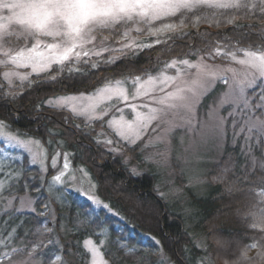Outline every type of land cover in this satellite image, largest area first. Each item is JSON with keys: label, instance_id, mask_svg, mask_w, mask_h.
I'll return each mask as SVG.
<instances>
[{"label": "trees", "instance_id": "16d2710c", "mask_svg": "<svg viewBox=\"0 0 264 264\" xmlns=\"http://www.w3.org/2000/svg\"><path fill=\"white\" fill-rule=\"evenodd\" d=\"M259 3L251 2L247 9L223 16L209 10L191 13L183 20L186 35L180 30L168 33L160 38L166 42L160 44L151 39L148 43L155 45L138 50L135 56L108 52L88 63V58L66 63L59 72L61 66L56 65L49 73L17 81L13 86L0 73V122L21 136L41 141L50 157L68 154L73 166L91 177L98 197L109 206L98 209L75 192L52 188L54 171L43 181L42 172L30 168L25 158L26 167L17 170L21 178L7 186L4 195L29 193L36 201L37 212L0 210V264H12L33 254L41 264H90L85 247L89 239L102 246L109 264H212L213 239L221 246L216 249L218 257L234 259L231 262L224 257L227 263L255 261L257 252L264 250V233L252 227L250 213L264 209V132L257 129L250 136L242 133L237 137L245 119L236 123L230 117L225 147L215 153L217 158L203 164L206 182L189 186L188 173L180 171L176 182L184 194L173 198L164 187L168 178L147 162L144 143H123L111 129L108 117L91 120L47 102L59 96L95 93L117 81L130 87L136 76L146 79L156 75L174 59L207 57L217 45L222 51L230 43L242 50L264 52V12ZM233 16L234 21L227 23ZM120 36L122 31L116 38ZM111 43L116 44L114 40ZM196 50L198 54H192ZM112 56L117 57L116 62L105 63ZM238 56H243V51L237 52ZM209 60L230 59L216 56ZM261 81L247 95L253 116L264 120V104L257 102L264 93ZM223 90L221 84L217 85L202 107L207 110ZM106 107L111 108L113 116L115 103ZM107 141H111V147ZM51 203L55 219L50 225L45 211ZM253 248L256 254L242 260L244 250Z\"/></svg>", "mask_w": 264, "mask_h": 264}, {"label": "snow or ice", "instance_id": "6c2138e0", "mask_svg": "<svg viewBox=\"0 0 264 264\" xmlns=\"http://www.w3.org/2000/svg\"><path fill=\"white\" fill-rule=\"evenodd\" d=\"M248 7L247 0H0V41L6 43L8 39L18 40V42L35 40L36 43L32 47L25 44L14 54L5 50L3 55L8 58V62L11 64L22 68L31 67L33 72L38 69H50L54 64L61 66L57 69L59 72L66 62L73 59L79 61L87 57L88 60L85 63H88L93 56H100L105 51H115L127 55L125 49L135 56L138 54V50L142 51L152 47V44L137 43L135 40H132L131 43L126 42L131 39V31L146 32L147 35L157 37L154 43L160 44L166 42L159 39L166 33H176L180 30L182 35H186L183 33L184 21L181 20L179 24H176L171 22L172 18H187L191 13L204 10H209L211 14L216 16H223L226 13ZM252 7H257V5L253 4ZM259 8L261 12H264V0H260ZM203 19L204 22H208V17ZM234 19L235 16L229 19L227 23H232ZM156 21L164 22L159 27H153ZM193 26L195 27V25ZM121 31L122 36L117 39V34ZM97 35H100L103 41L114 40L121 47H103L97 51L98 45L95 43ZM200 35L206 37V34ZM40 37H48L53 41L43 45L45 51H38L41 47ZM88 45H92V47L88 48ZM223 47L224 51L221 50V46L217 45L214 52H209L207 57L200 56L196 62L181 59L167 65L176 68L178 72L180 71L178 65H184L193 70L185 74L187 79H181L179 76H165L163 79L149 76L146 81L140 82L141 78L136 76L133 83H138L139 89H144L145 84L151 86L144 92L137 89L136 95L148 96L150 92H164L163 97L152 96V102L155 104L167 102L168 109H182L184 114L181 119L187 124L193 123L196 118V106L200 103L201 97L211 92L217 79L222 80L224 84H229L230 79L227 73L232 72L233 75H236L232 68L220 69L218 66L207 63L206 59L222 56L224 59H230L245 66L246 72L254 70L252 73L253 80L256 76L264 77V52L242 50L230 43H226ZM2 48L3 44L0 43V49ZM198 51L196 50L192 54H198ZM239 51H243L244 59L237 57ZM116 59L117 57L112 56L105 63L114 64ZM221 72L224 75H221ZM9 75L6 73L5 78L7 79ZM20 78L27 79L26 76ZM51 79L55 80L56 77L53 76ZM157 81H159L160 87L156 86ZM120 83L121 81H117V84ZM260 83H264V80ZM173 85H175V90L167 92L166 89ZM113 94L125 101L128 99L124 90L119 88L113 90L110 87H105L99 90L98 97H90L92 102L88 104L86 109L77 114H83L89 109L94 112L96 108L100 107V102L112 99ZM77 99L78 97L75 96H65L62 98L63 103L60 106L71 105ZM249 101L250 97L244 96L242 89L237 91L234 87L231 93H226L223 98L216 100L217 118L221 124L229 117H233L235 122L236 110L243 111L241 105L247 106ZM257 102L264 104V93H261ZM143 106L147 107V104ZM225 106H232L231 110L225 115H219L220 109H224ZM135 107L133 105V110ZM71 110L76 112L75 107H72ZM101 111L104 112L103 109ZM151 112L152 115L142 121L141 126L145 129L151 121L156 119L168 123L169 126L165 129V133L178 126L173 121H165L166 110L153 108ZM104 114L107 113L104 112ZM114 123L118 129L132 130L133 128L131 123L123 122V118L120 121H114ZM121 135H125V132L121 131ZM134 135L138 138L139 132H135ZM107 143H111V141H107ZM67 166V164L64 165L65 168ZM56 179L59 180L60 177L57 176ZM86 198L92 203H100L98 199H94L92 196ZM104 207L108 208L109 206L105 204ZM250 215L252 227H258L264 232V209L260 212H251ZM155 243L158 244L159 242L156 241ZM256 246V244L251 245V247ZM242 260H248L247 249L243 252ZM250 264H264V250L259 253L257 260L250 262Z\"/></svg>", "mask_w": 264, "mask_h": 264}, {"label": "rangeland", "instance_id": "374dc122", "mask_svg": "<svg viewBox=\"0 0 264 264\" xmlns=\"http://www.w3.org/2000/svg\"><path fill=\"white\" fill-rule=\"evenodd\" d=\"M247 2L249 4L251 2H260V0H247ZM181 20H184V17L172 18L171 22L179 24ZM163 22L164 21H156L153 27H159ZM167 34L168 33L162 35L159 37V39L166 37ZM130 36L131 39L127 40L126 42L131 43L132 40H135L137 43H148V41L151 39H157V37L147 35L146 32L136 33L135 31H131ZM40 41L41 47L38 49V51H45L43 45L53 42L51 38L48 37H40ZM0 43L3 44V48L0 49V73L10 86L15 85L17 81L23 82L27 79H30L34 75L49 73L56 67L54 64L50 69H38L36 72H33L31 67L22 68L11 64L8 62V58L3 55V51L5 50L14 54L15 51L23 48L25 44H27L28 47H32L36 43L35 40H25L23 42H18V40L8 39L6 43L3 41H0ZM95 43L98 45L96 49L97 51H100L103 47H121L120 44H112L111 40L103 41V38L100 35L95 37ZM153 43L150 42V44ZM87 47L91 48L92 45H88ZM125 52L127 54L129 53L127 49H125ZM106 53H108V51L103 52L101 55ZM200 56L204 55H199L196 56V58L188 59L191 62H196ZM95 57L97 56H93L91 59H96ZM238 58L244 59V56H238ZM83 59H87V57H84L81 60ZM173 61H179V59H174L172 62ZM74 62H76L75 59L66 63ZM206 62L211 65L218 66L220 69L230 67L236 73V75H233L232 72L227 73V76L230 79L229 84H224L220 79H217L215 82L211 92L219 84L224 87L222 94H220V98H223L226 93H231L234 87L237 91L242 89L243 95L248 97L247 94L249 90L253 89L260 80H264V77L260 76H256L255 80H253L252 73L254 70H248L246 72L245 66L237 64L232 60H220V62H212L209 59H206ZM178 68L180 69L179 72L176 68L167 66L165 69L163 68L162 71L152 76L159 77L160 79H163L165 76H179L181 79H187L188 77L185 74L189 71H193L184 65H178ZM6 73L10 74L7 79L5 78ZM221 75H224V73L221 72ZM21 76H26L27 79H21ZM147 79L148 77L146 79L141 78L140 82H144ZM128 85L129 84L127 83L121 82L120 84L106 86L112 88L113 90L117 88L124 90L125 94L128 96L127 101L113 94L112 99L100 102V107L96 108L94 112L89 109L88 111L79 115L86 116L91 120H102L108 117L111 129L117 134L123 143L126 142L129 145H136L141 142L144 143L147 162L150 165H154L159 168L164 176L168 178V183H166V186L164 187H168V192H170L169 195L173 198H177L176 196H182L184 194V189L182 190L180 187H178L176 182V178L180 177L178 175L180 174V171L182 173L184 171L186 174L188 173L189 179H187V184L189 186L206 182L203 164L212 160L213 158H217V154L215 155V153H219L225 147L228 135L227 120L221 124L217 118L216 101L213 105H210L207 110L202 107L205 97L211 92L201 97L200 103L195 109V121L191 124H187L181 119V116L184 114L182 109H168L167 102L165 104H155L152 102V96L159 95L160 97H163L165 95L164 92H150L148 96H137L136 93L137 89H139V84L133 83L130 87ZM156 86H161L159 81H157ZM150 87V85L145 84V88L139 90L140 92H144ZM174 90L175 85L166 89L167 92ZM68 96H75L78 97V99L75 100L71 105L60 106L63 103L62 98L65 96H59L48 100L47 104L56 108H67L70 110L72 107H75L76 112L74 113L77 114L81 113L83 109H86L88 104L92 102L89 99L90 97L99 96V91L91 94ZM111 102H114L116 106L113 116L111 113V108L106 107V104ZM144 104H147V107H144ZM133 105L136 106L135 110H133ZM231 107L232 106H225L224 109H220L219 115H225L229 110H231ZM241 107L243 108V111H240V109L236 110L235 121L237 123L238 120L245 119V122H242L243 124L240 128H238L236 124H233V128H238L237 137L242 135V133H247V136H250L248 134L257 129L263 133L264 120L253 116L254 110L252 109L250 101L247 106L241 105ZM153 108L166 110L167 115L165 116V121H173L178 126L174 127L170 132L165 133V129L169 126L168 123L161 121L160 119H156L151 121V123L147 125L146 129L142 127V121L148 116L152 115L151 109ZM102 109L107 113L106 115L101 111ZM121 118H123V122L131 123L133 125L132 130L117 128L114 121H120ZM121 131H124L125 135H121ZM137 131L139 132L138 138L134 135V133ZM108 144L111 147V143ZM116 144L119 146L118 143ZM25 158H28L30 168L37 167L42 172L44 177L43 181H46V177H48L49 173L54 171L55 175L53 176L51 182L52 188L55 186L57 189H59L58 187L65 188L68 193L75 192L86 200H88L86 197L92 196L94 199H98L100 201L99 204L91 202L95 207L98 209L105 208L104 205L106 203L98 197L95 184L91 180V177L86 173L85 170L76 169L73 166L68 154L62 155L57 153L50 157L46 147L41 143V141L34 138L21 136L18 133L11 131L4 123L0 122V210H17L18 212L34 213L37 212L35 206L36 201L30 196L29 193L19 196L4 195V191L7 189V186L15 184V182L21 178V171L17 170H20L18 169L19 166L26 167ZM65 164L68 165L67 168L64 167ZM57 176L60 177L59 180L56 179ZM47 207L48 208L45 212L47 217H50L48 224L51 225L55 219V208L52 203ZM104 242H106V240ZM213 242L214 243L212 244L213 246L211 249L213 252H210V256L211 259L213 258L215 261L212 260V264H229V262L227 263L225 260H223L224 257L229 258L231 262H234V259L232 260V257L227 255L223 257L220 255L218 257L216 249H221L219 248L221 246L217 241H215V239H213ZM56 243L58 246L60 245L59 241H56ZM85 247L91 257L90 264H109L103 256L102 246L98 245L94 240H86ZM208 247L209 244H206L207 249ZM255 254L256 248H253L252 251L247 252V255H251V257H253ZM258 254L259 253L257 252V257L259 256ZM257 257L255 261L257 260ZM29 261L30 264H41L37 254L18 259L12 264H29Z\"/></svg>", "mask_w": 264, "mask_h": 264}]
</instances>
